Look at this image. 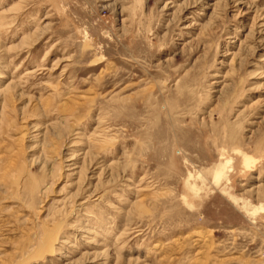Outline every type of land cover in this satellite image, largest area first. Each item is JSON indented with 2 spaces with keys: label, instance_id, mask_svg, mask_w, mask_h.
<instances>
[{
  "label": "rangeland",
  "instance_id": "rangeland-1",
  "mask_svg": "<svg viewBox=\"0 0 264 264\" xmlns=\"http://www.w3.org/2000/svg\"><path fill=\"white\" fill-rule=\"evenodd\" d=\"M0 264H264V0H0Z\"/></svg>",
  "mask_w": 264,
  "mask_h": 264
}]
</instances>
